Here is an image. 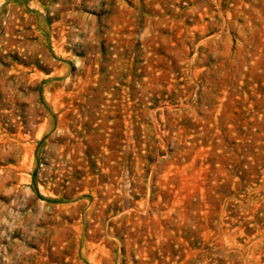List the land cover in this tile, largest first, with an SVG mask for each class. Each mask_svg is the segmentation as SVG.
Here are the masks:
<instances>
[{"label": "rangeland", "instance_id": "rangeland-1", "mask_svg": "<svg viewBox=\"0 0 264 264\" xmlns=\"http://www.w3.org/2000/svg\"><path fill=\"white\" fill-rule=\"evenodd\" d=\"M0 264H264V0H0Z\"/></svg>", "mask_w": 264, "mask_h": 264}]
</instances>
